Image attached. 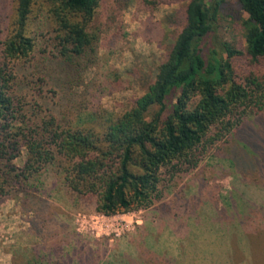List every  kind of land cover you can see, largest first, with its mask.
<instances>
[{"label": "trees", "instance_id": "16d2710c", "mask_svg": "<svg viewBox=\"0 0 264 264\" xmlns=\"http://www.w3.org/2000/svg\"><path fill=\"white\" fill-rule=\"evenodd\" d=\"M16 1L0 49V199L39 212L46 176L56 167L72 196L95 198L98 213L147 209L168 182L221 149L231 175L251 187L237 188L234 176L239 196L212 209L236 228L227 264H264V0H240L253 66L245 74L232 63L243 51L211 38L224 0H187L183 28L155 81L117 116L90 99L86 79L99 61L101 29L89 25L101 0H40L46 11L37 19V0ZM250 237L262 246L253 262Z\"/></svg>", "mask_w": 264, "mask_h": 264}, {"label": "rangeland", "instance_id": "374dc122", "mask_svg": "<svg viewBox=\"0 0 264 264\" xmlns=\"http://www.w3.org/2000/svg\"><path fill=\"white\" fill-rule=\"evenodd\" d=\"M152 1L101 0L89 25L101 29L99 61L86 76L90 99L100 101L108 115L122 114L146 92L183 28L187 0L155 6ZM16 3L0 0V49L14 25ZM42 10L46 8L37 0L33 18ZM247 17L240 0H224L211 34L214 42L228 41L243 51L232 57L238 74L253 68ZM222 152L209 153L198 168L168 182L163 198L150 208L111 216L95 211V198L72 196L55 167L46 176L39 212L21 200L0 199V264H169V257L177 264H227L236 228L212 209L239 196L232 185L239 174L231 175L233 167ZM26 158L24 149L16 163L23 165ZM238 178L237 188H251L245 177ZM261 247L249 238L250 262L257 260Z\"/></svg>", "mask_w": 264, "mask_h": 264}]
</instances>
